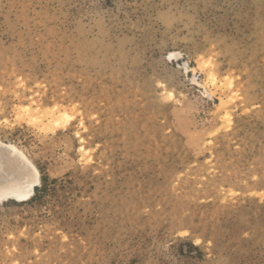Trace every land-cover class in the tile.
<instances>
[{
	"label": "rangeland",
	"instance_id": "1",
	"mask_svg": "<svg viewBox=\"0 0 264 264\" xmlns=\"http://www.w3.org/2000/svg\"><path fill=\"white\" fill-rule=\"evenodd\" d=\"M0 142V264H264V0H0Z\"/></svg>",
	"mask_w": 264,
	"mask_h": 264
},
{
	"label": "bare ground",
	"instance_id": "2",
	"mask_svg": "<svg viewBox=\"0 0 264 264\" xmlns=\"http://www.w3.org/2000/svg\"><path fill=\"white\" fill-rule=\"evenodd\" d=\"M169 56L173 57L175 53L170 52ZM2 145L4 147L0 149V179L2 177L5 179L3 180L4 186L0 188V202L10 199L27 200L34 194L35 187L41 181L40 173L20 154L12 153L11 149H14V146L6 143Z\"/></svg>",
	"mask_w": 264,
	"mask_h": 264
}]
</instances>
